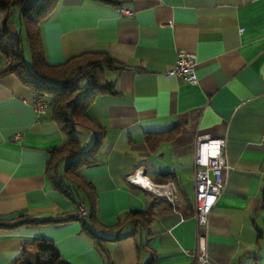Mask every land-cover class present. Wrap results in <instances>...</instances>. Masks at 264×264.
Here are the masks:
<instances>
[{"label": "crops", "instance_id": "obj_1", "mask_svg": "<svg viewBox=\"0 0 264 264\" xmlns=\"http://www.w3.org/2000/svg\"><path fill=\"white\" fill-rule=\"evenodd\" d=\"M39 27L51 64L90 50L122 67H103L112 89L87 109L104 131L99 163L82 168L78 183L63 178L62 190L47 164L68 137L51 111H35L31 88L1 74L0 53V217L62 219L0 231V264L36 258L27 246L38 238L71 264H192L195 139L204 133L227 139L232 166L202 230L209 264H264V0H57ZM9 30L30 52L16 9ZM181 49L196 54L198 83L167 74ZM78 128L92 130L79 139L93 144V127ZM146 181L173 183L174 202Z\"/></svg>", "mask_w": 264, "mask_h": 264}, {"label": "trees", "instance_id": "obj_2", "mask_svg": "<svg viewBox=\"0 0 264 264\" xmlns=\"http://www.w3.org/2000/svg\"><path fill=\"white\" fill-rule=\"evenodd\" d=\"M56 1L0 0V53L4 66L1 74L17 75L37 97L48 98L51 104L49 110L51 118L58 122L68 137L63 145L51 150L47 164V173L53 185L63 190V186H66L63 178L78 183L82 179V168L99 163L97 152L104 131L97 127L87 109L95 95L112 89L111 83L105 80L103 67L121 68L122 65L105 51L90 50L70 56L63 63H49L39 21ZM15 9L26 28L33 67L26 60L23 33L21 31L11 33L9 30L10 15ZM79 126L93 127L96 132V139L88 148H84L83 143L75 135ZM152 139L151 136H147L149 143ZM62 162H65L63 174L59 171ZM139 213L132 211L131 214ZM61 220L52 217L40 219L28 213H18L12 217H0V231H12L23 226H37ZM27 247L37 253L36 258L23 256L13 264H71L49 239L38 238ZM27 247L25 246V251Z\"/></svg>", "mask_w": 264, "mask_h": 264}, {"label": "built area", "instance_id": "obj_3", "mask_svg": "<svg viewBox=\"0 0 264 264\" xmlns=\"http://www.w3.org/2000/svg\"><path fill=\"white\" fill-rule=\"evenodd\" d=\"M118 12L122 15L133 16L132 9L119 7ZM169 75H177L191 83H198L196 72V54L185 49L178 51L177 60L174 66L167 72ZM50 100L46 97H37L34 102L35 111L39 115H45L50 110ZM227 139L224 137H212L210 134H198L195 139V167H196V196L194 202L195 219L198 231L197 246L194 250H186L193 259L192 264H209L208 238L202 230L208 227L210 215L219 197L223 193L227 176L232 166L229 163L225 146ZM155 192L166 196L174 202L173 183L153 184L146 181ZM89 214V209L81 203L76 217L84 219ZM252 264H260L255 258Z\"/></svg>", "mask_w": 264, "mask_h": 264}, {"label": "rangeland", "instance_id": "obj_4", "mask_svg": "<svg viewBox=\"0 0 264 264\" xmlns=\"http://www.w3.org/2000/svg\"><path fill=\"white\" fill-rule=\"evenodd\" d=\"M33 1L40 2L42 0H33ZM30 54H31V52H29L28 48H26V60H27L28 64L33 67L32 56ZM88 133H92V130L88 129V128H78L75 135L78 138H80L82 141L83 140L87 141L88 135H89ZM90 145H92V143L90 141H88V143L85 144L84 148H88Z\"/></svg>", "mask_w": 264, "mask_h": 264}]
</instances>
